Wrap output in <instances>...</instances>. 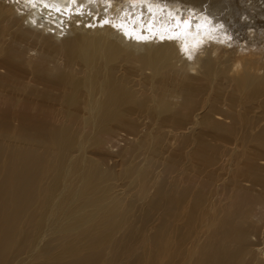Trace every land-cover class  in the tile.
<instances>
[{
  "label": "bare ground",
  "instance_id": "bare-ground-1",
  "mask_svg": "<svg viewBox=\"0 0 264 264\" xmlns=\"http://www.w3.org/2000/svg\"><path fill=\"white\" fill-rule=\"evenodd\" d=\"M0 264H264V0H1Z\"/></svg>",
  "mask_w": 264,
  "mask_h": 264
},
{
  "label": "rangeland",
  "instance_id": "rangeland-1",
  "mask_svg": "<svg viewBox=\"0 0 264 264\" xmlns=\"http://www.w3.org/2000/svg\"><path fill=\"white\" fill-rule=\"evenodd\" d=\"M1 1V0H0ZM125 132H122L121 134H124ZM11 135H13L12 132H9L7 133L5 136H4V139L5 140H11ZM119 137V138H118ZM133 138V135H128L127 138ZM122 138V139H120ZM131 138H129L128 140H131ZM114 139H116V137H114ZM112 139V140H114ZM117 141H112L114 144L110 143L109 145L105 146V148H103L101 151H99V155L98 157H101L103 159V164H106L107 166L109 167H115V170L116 171H120L121 170V167L119 166V164L117 163L116 164V158L117 155L123 151V147H124V144L126 143L125 140H123V135H119L117 136ZM111 145V146H110ZM115 145V146H114ZM122 148V149H121ZM120 151V152H119ZM120 183H126V181H121ZM128 183H126L125 186L122 187V189H125L126 190H129L131 188L128 189ZM140 225V224H139ZM139 229H142V230H147L149 228V226H147L146 228H141V227H137ZM150 230V229H149ZM147 230V233L149 232H152V230ZM142 240V237H137L136 238V242L137 243H140V241Z\"/></svg>",
  "mask_w": 264,
  "mask_h": 264
},
{
  "label": "snow or ice",
  "instance_id": "snow-or-ice-1",
  "mask_svg": "<svg viewBox=\"0 0 264 264\" xmlns=\"http://www.w3.org/2000/svg\"><path fill=\"white\" fill-rule=\"evenodd\" d=\"M187 24V22H185Z\"/></svg>",
  "mask_w": 264,
  "mask_h": 264
}]
</instances>
